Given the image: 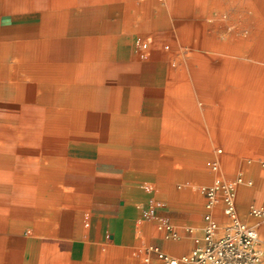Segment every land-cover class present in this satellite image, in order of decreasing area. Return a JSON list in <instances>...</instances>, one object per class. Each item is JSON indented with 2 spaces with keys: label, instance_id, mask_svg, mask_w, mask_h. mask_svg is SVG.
Here are the masks:
<instances>
[{
  "label": "crops",
  "instance_id": "1",
  "mask_svg": "<svg viewBox=\"0 0 264 264\" xmlns=\"http://www.w3.org/2000/svg\"><path fill=\"white\" fill-rule=\"evenodd\" d=\"M162 20L171 26V0H0V142L24 145L0 148V204L14 202V174L39 177L40 258L166 264L154 248L189 253L208 224L207 190L237 174L217 125L177 119ZM221 201L218 190L222 227ZM30 240L7 233L3 264H25Z\"/></svg>",
  "mask_w": 264,
  "mask_h": 264
},
{
  "label": "bare ground",
  "instance_id": "2",
  "mask_svg": "<svg viewBox=\"0 0 264 264\" xmlns=\"http://www.w3.org/2000/svg\"><path fill=\"white\" fill-rule=\"evenodd\" d=\"M170 23L171 26L162 20L160 27L171 28L164 38L170 39L173 64L181 71L178 85L172 88L170 83V104L177 112L187 109L185 120L196 121L200 117L189 109L196 100L202 101L209 112L206 121L217 125L220 141L234 149L237 139L248 135L247 130L264 125V0H171ZM158 50L161 56L167 55L166 46ZM180 92L193 95L194 103L179 108L172 96ZM181 114H176L178 120ZM8 134L0 126V137ZM256 137L252 147H235V151L256 157L251 172L262 190L264 168L257 160V149L260 144L264 147V141ZM9 146H15L17 151L24 147L0 142V148ZM22 173L14 174L9 184L14 202L0 204V264L5 258L4 236L9 232L31 237L25 264H60L52 250L41 258L36 253L43 227L39 221L43 207L38 200L39 177ZM3 177L4 184H8V176Z\"/></svg>",
  "mask_w": 264,
  "mask_h": 264
},
{
  "label": "built area",
  "instance_id": "3",
  "mask_svg": "<svg viewBox=\"0 0 264 264\" xmlns=\"http://www.w3.org/2000/svg\"><path fill=\"white\" fill-rule=\"evenodd\" d=\"M236 184V181L230 184L216 183L207 190L208 224L203 237L196 239V245L189 253L173 257L154 248L159 258L166 264H259L262 258L259 230L256 225L240 219L235 206ZM218 190L225 193L223 212L230 219V223L223 228L212 213ZM249 214L264 220V205L252 204Z\"/></svg>",
  "mask_w": 264,
  "mask_h": 264
},
{
  "label": "rangeland",
  "instance_id": "4",
  "mask_svg": "<svg viewBox=\"0 0 264 264\" xmlns=\"http://www.w3.org/2000/svg\"><path fill=\"white\" fill-rule=\"evenodd\" d=\"M167 44H168V49H166V51H167L166 57L168 58V60L170 62V68H171L170 83H171V87L174 88L175 86L178 85V82H179L178 77L180 76L181 71H180L179 67H177L173 64L172 60H173L174 56L172 53L170 39L167 42ZM183 48L185 49V47H183ZM172 100H174L175 101L174 103H176L180 108V105L182 107H184L186 105L187 106L191 105L193 102V95L189 94L188 92H180V94H175L174 96H172ZM177 105H175V106H177ZM179 108H178V110H179ZM199 109H201V112H199ZM183 110L186 111L187 109H185V108L181 109L180 108L179 111H183ZM189 110H191V113H196L200 117L201 120L202 119L207 120V115L209 114V112H208V109L202 104V101L196 100L195 106ZM178 113H180V112H178ZM186 113H188V111H186ZM200 113L202 116L200 115ZM247 131H248V135H246L244 137H239L237 139V144L235 147H243V146H245L247 148L252 147L254 137H256V136H261L262 137V138H260L261 141L262 142L264 141V125H263V127H261V129L260 128L257 129V128H255V126H252ZM257 132H259V134H261V135H257ZM260 146H258V149H257V153L259 151V154L257 155V157H258L257 160L259 159L258 160L259 165L264 168V147L262 146V144H260ZM235 147H234V149L233 148L230 149V148H227V146H225L224 144L219 145V148L223 150L224 155L230 154V156H233V158L237 162H239V166H240L237 170L238 171L237 174L235 176L225 178L223 180L222 184H230V183H233L236 181L237 184L235 187V190H236L235 203H236V207L238 209L237 210L238 215H239L240 219L257 226V228L259 230V234H260L259 248L262 251V258H261V261L259 264H264V220L258 219V218L251 216L249 214V208L252 204L264 205V189L260 190V188L256 185V180H255V178L251 172L252 166H253L254 162L256 161V159H255L256 157H254L253 154H242V153L236 152ZM244 184L250 185L251 190L252 189L254 190V193L256 196L255 201H250L246 207L241 206V204H240L241 198L239 196V187H244ZM242 190L243 189L241 188V193H242ZM221 192H222V201L221 202H222L223 206H225L224 198H223L225 193H223V191H221ZM229 223H230V221H229ZM224 226H222L221 228H223Z\"/></svg>",
  "mask_w": 264,
  "mask_h": 264
}]
</instances>
